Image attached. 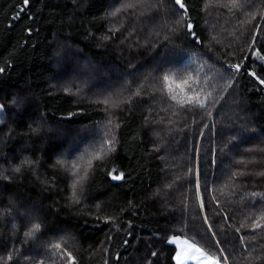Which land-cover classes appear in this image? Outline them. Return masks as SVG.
<instances>
[{
	"label": "trees",
	"instance_id": "16d2710c",
	"mask_svg": "<svg viewBox=\"0 0 264 264\" xmlns=\"http://www.w3.org/2000/svg\"><path fill=\"white\" fill-rule=\"evenodd\" d=\"M181 2L0 0V264H264V0Z\"/></svg>",
	"mask_w": 264,
	"mask_h": 264
},
{
	"label": "snow or ice",
	"instance_id": "6c2138e0",
	"mask_svg": "<svg viewBox=\"0 0 264 264\" xmlns=\"http://www.w3.org/2000/svg\"><path fill=\"white\" fill-rule=\"evenodd\" d=\"M24 3L27 4L28 0H24ZM176 4H178L181 8H184V4L181 2V0H176ZM0 71H2V69H0ZM261 82L264 83V81ZM0 108H2V106H0ZM16 170L19 171V169ZM121 178V176L114 177V179ZM36 228L38 229L39 225H36ZM182 243L185 246V249L177 255V264H185V259H182V257H184L185 255L187 259H194L197 258V254L199 258H203V260H205L207 264H220L219 260L214 259L212 256L206 254L204 251L201 250V248L197 247L194 243L190 244L187 240L183 241Z\"/></svg>",
	"mask_w": 264,
	"mask_h": 264
},
{
	"label": "rangeland",
	"instance_id": "374dc122",
	"mask_svg": "<svg viewBox=\"0 0 264 264\" xmlns=\"http://www.w3.org/2000/svg\"><path fill=\"white\" fill-rule=\"evenodd\" d=\"M107 79H109V78H107ZM98 92H100V91H98ZM168 239H169V242H171L175 246L176 250H175L174 260H175V263L177 264V260H176L177 255L180 254L181 251L185 249V246L183 245L182 242L185 240H187L190 244H192L194 242L192 240H190L188 237H185L182 235H171ZM194 244L197 247H199L196 243H194ZM201 250L204 251L206 254L212 256L214 259L219 260L220 264H228L224 259H219V258L215 257L214 255L208 253L207 251L203 250L202 248H201ZM182 259H185V264H207V262L205 260H203V258H199L198 254H197V258H194V259H187L186 255L184 257H182Z\"/></svg>",
	"mask_w": 264,
	"mask_h": 264
}]
</instances>
